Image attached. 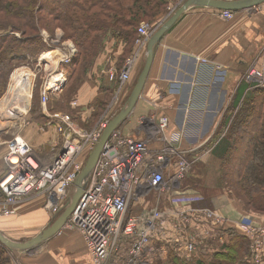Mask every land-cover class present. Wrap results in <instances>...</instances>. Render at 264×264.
I'll return each mask as SVG.
<instances>
[{
    "label": "built area",
    "instance_id": "obj_1",
    "mask_svg": "<svg viewBox=\"0 0 264 264\" xmlns=\"http://www.w3.org/2000/svg\"><path fill=\"white\" fill-rule=\"evenodd\" d=\"M220 16L229 21L234 13L221 11ZM155 30L150 24L141 23L137 29V44L145 46ZM75 52L69 45L61 62L70 64ZM259 59L261 64L253 61L244 80L264 87V55ZM133 65L132 58L117 75L115 99L128 82ZM109 78L113 80L115 74L111 73ZM64 81L63 71L50 74L41 93L43 108L48 96L59 90ZM111 106L89 130L78 128L67 114L54 115L60 145L57 155L47 166L42 165L33 148L21 137L7 144L3 157L5 174L0 180L3 194L0 218L14 216L20 203L31 193L46 196L44 207L50 216L56 218L64 211L69 190L115 115ZM167 128L168 119L160 117L156 126L162 144L159 150H151L148 141L137 140L118 128L113 131L85 180L82 196L59 234L64 230L77 232L92 264H149L148 257L153 258L157 250L162 249L157 247L163 238L173 237L174 253L189 259L207 249L212 240L222 245L223 235L217 228L227 224L248 238L253 263L264 264V228L253 226V223L246 227V223L229 222L220 209L194 208L191 190L181 189L180 184L193 163L177 146L181 134L169 135ZM150 193L166 195L168 208L162 210L158 198L150 211L128 215L131 205Z\"/></svg>",
    "mask_w": 264,
    "mask_h": 264
},
{
    "label": "crops",
    "instance_id": "obj_2",
    "mask_svg": "<svg viewBox=\"0 0 264 264\" xmlns=\"http://www.w3.org/2000/svg\"><path fill=\"white\" fill-rule=\"evenodd\" d=\"M177 5L178 3L173 5L172 9L176 10ZM174 12L170 11L158 25ZM261 47H264V3L249 10L234 12L233 19L229 21L223 19L216 9L190 7L154 46L151 66L140 96L118 129L137 140L148 141L151 150H159L162 144L156 126L160 117H166L167 133L181 134L177 146L186 152L187 158L193 163L192 168L195 164L199 167L201 164L207 165L210 159L219 163L222 149L220 142L223 141L221 135L228 127L225 121L227 109L234 101H242L250 94L252 86L244 80V76L253 61L260 63V59L256 58ZM132 58L134 65L129 80L116 99L114 97L118 85L115 92L112 90L114 97L108 106L112 105L111 110L115 115L126 104L143 68L146 45L139 46L136 40L127 42L106 37L103 53L96 56L92 72H88L81 89L75 95L76 110H80L79 116L82 121H86V125H90V116L100 112L98 99L108 96L111 91L114 81L109 79V75L115 73L117 76ZM76 125L82 130H89L84 128L88 126H80L78 122ZM218 132L221 134L218 135ZM212 147L214 150L209 153ZM58 151L59 148L56 153ZM212 154L214 155L211 156ZM198 166L195 171L187 174L181 187L183 183L186 187H192L195 174L200 176L204 173ZM204 178L201 190H204L205 197L221 193V189L214 187V184L208 188L212 182L209 183V176ZM71 189L67 203L75 193V187ZM164 196L162 210L168 208L167 196ZM200 199V204H209L207 198ZM46 200V196L41 195L21 206L17 217H3L7 227L3 226L5 223H1L0 232L10 237L16 235L23 225L28 226L25 227L27 229L40 226L47 228L51 217L42 205ZM140 203L149 209L151 201L145 203L140 199L133 203L128 215L140 214ZM227 208L230 210L223 211L220 208V211L237 213L238 216L242 214H239L238 207L233 210L228 205ZM244 221L249 222L248 219ZM261 221L264 222V218ZM64 245L74 249L71 263L92 264L86 246L77 232L66 233Z\"/></svg>",
    "mask_w": 264,
    "mask_h": 264
},
{
    "label": "trees",
    "instance_id": "obj_3",
    "mask_svg": "<svg viewBox=\"0 0 264 264\" xmlns=\"http://www.w3.org/2000/svg\"><path fill=\"white\" fill-rule=\"evenodd\" d=\"M179 1L181 0H0L1 18L16 20V25H9L0 19V72L7 65L12 67L19 60L25 61L28 56L36 60L43 51L39 32L45 30L52 35L55 27L59 26L63 31L69 32H64V40L79 47L86 44L79 51L78 63L75 64L76 54L72 62L65 66L66 70L72 66L73 69L69 71V78H72L77 65L82 68L92 66L97 56L100 35L107 34L113 40L135 41L141 23H148L157 29V25ZM184 1L186 0L182 3ZM36 5L39 7L35 10ZM37 12L42 15L40 19ZM42 20L46 21L43 27ZM9 30L19 32L22 37L17 39ZM3 87L4 85L0 86V95ZM243 91L244 89L241 94ZM236 114L239 115L235 120ZM225 121L228 125L227 135L220 142V157L224 165L223 184L234 189L236 197L240 199L237 202L239 209L243 207L240 203H243L261 220L264 218V89L251 88L250 94L242 101H234L227 109ZM235 148L243 150L241 156L233 155L234 170H231L232 166H228L229 154ZM4 174L5 168L1 178ZM0 197L3 198L1 190ZM219 230L225 235L221 246L217 245L214 249L208 247L203 255L198 254V257L192 259L175 254L171 249L167 255L168 264H254L250 242L243 233L229 225L220 227ZM6 249L9 248L0 243V264H10L9 258L3 253ZM179 260L183 262L179 263Z\"/></svg>",
    "mask_w": 264,
    "mask_h": 264
},
{
    "label": "rangeland",
    "instance_id": "obj_4",
    "mask_svg": "<svg viewBox=\"0 0 264 264\" xmlns=\"http://www.w3.org/2000/svg\"><path fill=\"white\" fill-rule=\"evenodd\" d=\"M181 4H182V2H178V5L176 8H178L179 5H181ZM37 7H39V6L36 5L35 10L37 9ZM37 13H38V17L40 19V17L42 15L40 16V12H37ZM37 13H36V15H37ZM0 19H1V21H3L4 24L16 25L14 22V21H16L15 19L5 20V19H2L1 16H0ZM43 19H45L44 16H43ZM44 23L46 25V21L42 20V23H41L42 27L44 26ZM158 26L159 25H157V27ZM64 32L69 33L67 31H63L59 26L55 27L53 34H52L53 36L50 35L49 33H47L45 30H41L39 32V36H40V39L42 42L43 51L38 54L37 59L33 60L31 57L28 56V57H26L25 61L19 60L12 67L7 65V67H5L2 72H0V86L4 85V87H3L4 89L0 95V107H1V109H0V178L3 175L4 168H5L4 163H3V157L5 155L7 144L12 139H14L15 137H21L22 139H24L33 148L36 155L39 156L40 162L49 164L51 162V160L53 159V157H55L57 154L56 152L59 148V141H60V137L56 134V130H55L56 123L53 119L54 115L67 114V115H69V117L71 118V120L75 124H76V122H78V124L80 126L81 125L88 126V127H84V128L90 129L92 126H95L102 119V116H103L102 113L105 112V110L108 108L107 106L111 103V101L114 97L113 94L116 90V86L118 85L116 75H115V78L113 80H111L114 82L111 85V91L107 94L108 96L101 98L103 101H100L101 99H98L99 105H100L99 114L97 113V114L92 115L88 118L90 121V125H86L85 124L86 121H84V120L82 121V117H80L79 113H78V111H80V110H76L77 109V106H76L77 103L75 100V95L81 89L82 83L84 82V79L87 77L88 72H92V69H91L92 66L90 68L89 67L84 68V66H83V68H84L83 69L81 66L77 65V67L75 68L76 69L75 75L72 76V78L71 77L69 78V76H70L69 71L71 70L72 66L66 70L65 66H67L68 64H63V62H61V60L65 57V55L68 51V46L72 45L76 51L75 55L78 54L77 58L75 60V62H76L75 64H77L79 59H80L79 51H81V48L86 47V44H83L79 47V46H76L77 44L74 45L69 40H64L63 39ZM9 33L14 35L17 39H20L22 37V35L19 32H11L10 31ZM28 34H30V33L28 32ZM107 36H108L107 34H105L104 36L100 35V42L98 45L99 47L96 49L97 50L96 51L97 56H99L100 54L103 53L104 45H105V39ZM26 38H28V37H26ZM29 42H30V40H29ZM96 43H97V41H96ZM46 55H49L52 58L49 57V59H47L49 61L42 60L41 58L46 59L45 58ZM263 55H264V47L260 50L259 55L257 56L256 59L258 60ZM73 59H74V57H73ZM257 64H261V62L260 63L258 62ZM56 67H57V69H56ZM18 69L24 71L25 73H28L29 78H30V82H31V88H30L31 92L28 89L29 94L26 93L27 99L24 103H22V102L19 103V101L22 100L21 97L23 96V94H25L24 92H26V88H25V90H24V88L20 91L17 90V91H19V93L13 92L11 94L9 93V95H8L9 85L11 83L10 79L12 78L14 72ZM56 70L64 72L65 81L59 90L55 91L54 93H52L48 96L45 107L43 108L41 105V93L43 92L44 83L46 82V80L48 78H50V74L55 72ZM2 75H4L3 78H2ZM100 78L102 80L103 76H101ZM248 83L252 86V88L264 89V87L259 86V84L256 82H248ZM112 90H114V92ZM21 91H24V92H21ZM12 95H14V96H12ZM16 96H18V97L20 96L19 97L20 99ZM9 97H11V98L13 97L12 98L13 102L12 101L9 102L7 100ZM16 98H18L19 100L17 101ZM72 103H75V105L73 106ZM238 115L239 114L235 115V120L238 118ZM246 125H247V123H245V126ZM227 129H228V127H227ZM245 129H246V127H245ZM226 135H227V130L225 132H223V135H221V137H222L221 139L224 140ZM212 150H214V147H212L211 150H209L208 152L210 153ZM242 150H243L242 148L231 149L230 154H229L230 155L229 156L230 165L228 164V166H232L231 170H234V168H233V164H234L233 163V155H234V157L241 156ZM213 155L214 154H212L211 156H213ZM222 162L223 161L220 160L219 163H216L215 160L210 159L209 163H207V165L201 164L199 167L198 164H195L194 168L191 167L189 169V172L195 171L196 170L195 168L198 166L200 168V170L204 172L200 176L195 174V176L193 177V181L191 182L192 187H186L185 183H183V186L181 187V189H183V190H191L192 196H193L192 205H194V208H206V207H207V209H215V208L220 209L221 208L223 211H228V210H230L227 208L229 205V207L232 206L233 210L238 209L237 207H239V206L237 205V202L239 203L238 200H240V199L238 197H236L237 194L235 193V191L232 187H229L228 185L225 186L223 184L222 173L224 171V165L222 164ZM231 163H232V165H231ZM205 176H209V183L212 182V184H210L208 186V188H210V186L212 187L214 184V187L221 189L220 194L215 195V196L210 195V197L204 196V194H203L204 190H201V186L203 185L202 182H203V178ZM183 180L181 181V183L183 182ZM71 192H72V189L70 190V193ZM40 196L41 195L36 194V193H32V194L28 195L20 203V205H19L20 207L18 209V212L20 211L21 206H24L25 204L31 203L32 201H34L36 198H38ZM204 197L207 198L209 204H207V202H203V204L202 203L200 204V202H199L201 200L200 198L205 200ZM158 198H160V201L158 203L159 207L162 209V203L165 200V196L164 195L159 196L158 194L150 193L149 196L142 198V200H144L145 203L148 201H151V203L149 205L150 206L149 209L144 208L143 207L144 204L140 203L139 204V207L141 208L140 212H142V211L148 212L151 209H153L156 206V203H157L156 200ZM258 198L260 199V201H262V199L260 197H258ZM2 201H3V198L0 197V204ZM45 203L46 202H44L42 204L43 207L45 206ZM66 204L68 205L69 203H66ZM66 206H65V208H66ZM240 206H243L245 208L244 209L243 207H240V210H239L240 213L238 212L239 214L242 213L240 216H238L237 213L236 214H233L230 212H221V213L224 214V216L228 219L229 222L233 221V222L246 223V224H248V225H246V227H251V223H253V226L256 225L260 228H264V222H262L260 219L255 217V215H253V213H251V211L249 209H247L248 208L247 205H246L247 207H245V205L243 203L242 204L240 203ZM142 207H143V210H142ZM208 207H210V208H208ZM18 212L15 213V215L13 217H17L16 215H18ZM49 217H51L49 220V223L51 224L55 220V217H53L52 215ZM0 219L3 220V218H0ZM244 219H248L249 222H245ZM252 220L257 221V222H253ZM1 223H5L4 220L2 222L0 220V225H1ZM204 223H206V222H204ZM5 225H6V223L3 226H5ZM229 226H231V225H229ZM6 227H7V225H6ZM25 227H28V226L23 225L17 230L16 235H14V236L10 235V237L9 236H6V237L8 239L14 241V242H26V241L34 238L35 236H37L38 233L41 232V230L45 228V227L41 228V226H40L37 228L35 227V228H30V229L28 228L27 229ZM220 227L225 228V227H227V224L222 225ZM217 229L219 231V228H217ZM74 232L75 231L64 230L61 232V234L58 233L57 235H55L51 239L41 243L40 245L36 246L35 248H33L32 250L27 251V252L26 251L6 249V250H3V253H5L6 258H9L10 264H73L71 262H72V258H73L72 253L74 254V249L70 248L69 246L64 245V239H65L66 233L74 234ZM72 236H74V235H72ZM172 239H173V237L163 238L162 244L157 247L158 249H160V248H162V249L157 250V254H155L153 257L155 259H153L152 257H148L147 260L149 261L150 264H168L169 260L167 259V255H168L169 251L172 249L173 252H176V249L173 246V245L176 246V244L175 243L173 244ZM223 240H225V235H223ZM217 245L221 246V243L218 242V240H212V241H210L208 247H209V249H214V247ZM208 247H206V248H208ZM178 250H179V246H178ZM205 250H203V249L200 250L199 255L200 256L203 255ZM75 252H77V251H75ZM199 255L192 256L189 259H192L193 257H198ZM178 262L181 263L183 261L179 260Z\"/></svg>",
    "mask_w": 264,
    "mask_h": 264
},
{
    "label": "water",
    "instance_id": "obj_5",
    "mask_svg": "<svg viewBox=\"0 0 264 264\" xmlns=\"http://www.w3.org/2000/svg\"><path fill=\"white\" fill-rule=\"evenodd\" d=\"M264 3V0H186L184 1L175 12L162 24H160L153 35L149 38L146 43V58L143 65V68L138 75L136 83L130 93V96L124 105V107L119 111L117 115L109 122L107 127L101 134V137L95 146L94 150L88 157L85 166L81 173L78 175L74 187L75 193L71 198L70 203L64 209V211L57 217V219L51 223L47 228L41 231L34 238L26 242H14L8 239L0 232V243L5 247L18 250V251H30L41 243L51 239L57 235L62 228L64 227L67 219L74 210L78 200L82 196L83 190L85 188V180L89 176L90 172L93 170L95 164L98 161V158L101 154L102 149L104 148L106 142L108 141L111 133L115 131L121 123L128 117L131 113L135 103L137 102L140 93L142 91L144 82L149 73L153 58V48L161 40L163 35L176 23L180 16L192 6L197 7H207L216 9L218 11H230V12H239L243 10H249L253 7H257Z\"/></svg>",
    "mask_w": 264,
    "mask_h": 264
},
{
    "label": "bare ground",
    "instance_id": "obj_6",
    "mask_svg": "<svg viewBox=\"0 0 264 264\" xmlns=\"http://www.w3.org/2000/svg\"><path fill=\"white\" fill-rule=\"evenodd\" d=\"M49 57L50 58H52L51 56H49V55H46V59H43V58H41L42 60H47V59H49ZM47 61H49V60H47ZM14 72V71H13ZM57 79V81H60V77H57L56 78ZM11 80V83H10V85H9V91H8V95H9V93L11 94V93H13V92H17V93H19V91L20 90H22L23 88H24V90H25V88H26V92H24V91H21V92H24L25 94H23V98L21 97V101H19V103L20 102H22V103H24L25 101H26V99H27V94H29L28 92L30 91V88H31V82H30V78H29V74L28 73H25L24 71H22V70H20V69H18V70H16L15 72H14V74H13V76H12V78L10 79ZM28 89H29V91H28ZM17 90H19V91H17ZM20 92V93H21ZM31 92V91H30ZM27 93V94H26ZM15 94V93H14ZM22 94V93H21ZM17 95V94H16ZM12 96H14V95H12ZM30 96V95H29ZM16 97H18V96H16ZM20 97V96H19ZM18 97V98H19ZM6 98V97H5ZM13 98V97H12ZM12 98L11 97H9L7 100L10 102V101H12L13 102V100H12ZM18 98H16V100L18 101L19 99ZM9 104V103H8ZM2 105V104H1ZM20 107V106H19ZM0 109H1V107H0Z\"/></svg>",
    "mask_w": 264,
    "mask_h": 264
}]
</instances>
